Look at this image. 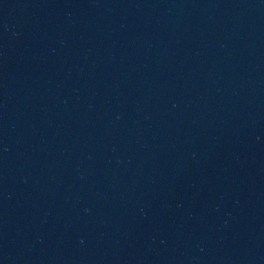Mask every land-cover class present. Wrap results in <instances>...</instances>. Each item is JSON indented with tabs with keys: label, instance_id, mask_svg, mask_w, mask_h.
<instances>
[{
	"label": "water",
	"instance_id": "obj_1",
	"mask_svg": "<svg viewBox=\"0 0 264 264\" xmlns=\"http://www.w3.org/2000/svg\"><path fill=\"white\" fill-rule=\"evenodd\" d=\"M0 264H264V0H0Z\"/></svg>",
	"mask_w": 264,
	"mask_h": 264
}]
</instances>
